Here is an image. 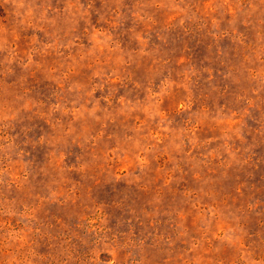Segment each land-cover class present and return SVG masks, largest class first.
<instances>
[{
	"label": "rangeland",
	"instance_id": "1",
	"mask_svg": "<svg viewBox=\"0 0 264 264\" xmlns=\"http://www.w3.org/2000/svg\"><path fill=\"white\" fill-rule=\"evenodd\" d=\"M0 264H264V0H0Z\"/></svg>",
	"mask_w": 264,
	"mask_h": 264
}]
</instances>
